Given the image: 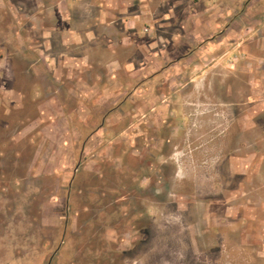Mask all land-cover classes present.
<instances>
[{
    "label": "rangeland",
    "instance_id": "1",
    "mask_svg": "<svg viewBox=\"0 0 264 264\" xmlns=\"http://www.w3.org/2000/svg\"><path fill=\"white\" fill-rule=\"evenodd\" d=\"M12 1L0 264H264V0ZM16 19L92 30L35 61Z\"/></svg>",
    "mask_w": 264,
    "mask_h": 264
},
{
    "label": "crops",
    "instance_id": "2",
    "mask_svg": "<svg viewBox=\"0 0 264 264\" xmlns=\"http://www.w3.org/2000/svg\"><path fill=\"white\" fill-rule=\"evenodd\" d=\"M36 1V0H35ZM62 1L60 0H55V3H47V0H38L36 1L35 4L30 6L28 9V13L34 14V12H41L42 14H49L50 12H63L66 9L65 4L61 3ZM0 4H2V7L4 8V12H10V13H19L22 12V7L21 5H16L12 0H0ZM98 5V17L96 21H99L101 18V13L113 15L115 13V10L118 7L117 1L112 0L110 1L109 4H106L104 2H99L97 3ZM18 11V12H17ZM26 12V11H25ZM113 21L110 20L107 25H110ZM60 23H51L48 21H29V22H24L20 19L15 20V28L16 31L14 32L12 38H13V44L19 43L25 44V46H28L25 51L21 48L17 51V49H14V54H21L24 56H30V55H35L36 52H38L37 56L34 57L35 61H40L43 58L40 56V53H42L40 47H41V42L38 40L40 37H43L45 41V44L48 40V43L50 42L48 36L51 37L54 35L53 31L60 30L61 31V39L62 43L66 44L68 48L73 49V53L78 57L80 54L83 52L85 48V39L86 37L90 34L89 31L92 30V27L88 29H84L85 31L82 30H73L68 28L69 23L67 22H61ZM97 23V22H96ZM101 23V22H100ZM100 28V27H99ZM38 30H42V32H39ZM37 31V32H36ZM95 35V33H93ZM37 36V37H35ZM26 41V42H24Z\"/></svg>",
    "mask_w": 264,
    "mask_h": 264
}]
</instances>
